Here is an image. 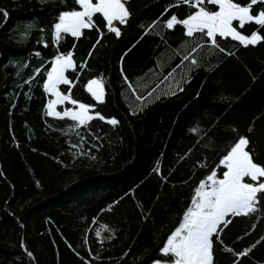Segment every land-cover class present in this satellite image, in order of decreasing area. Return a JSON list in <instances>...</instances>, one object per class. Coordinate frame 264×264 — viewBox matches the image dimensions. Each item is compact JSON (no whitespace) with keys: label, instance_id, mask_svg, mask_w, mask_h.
I'll return each instance as SVG.
<instances>
[{"label":"trees","instance_id":"trees-1","mask_svg":"<svg viewBox=\"0 0 264 264\" xmlns=\"http://www.w3.org/2000/svg\"><path fill=\"white\" fill-rule=\"evenodd\" d=\"M126 7L128 23L114 21L119 38L95 14L96 27L79 38L62 33L57 42L54 25L80 9L77 0H0L8 14L0 13V264L166 260L163 245L196 188L213 171L223 176L220 161L240 138L264 166V41L244 47L217 37L227 50L220 52L199 34L187 37L183 25L167 29L172 15L183 20L196 11L179 0ZM233 26L264 36L254 22ZM69 52L77 67L66 71L73 99L118 125L94 119L76 129L69 118L46 114L47 74L54 57ZM92 78L102 80L104 103L87 91ZM68 87L61 85L64 93ZM226 219L232 222L213 237L214 264H264V210Z\"/></svg>","mask_w":264,"mask_h":264},{"label":"snow or ice","instance_id":"snow-or-ice-1","mask_svg":"<svg viewBox=\"0 0 264 264\" xmlns=\"http://www.w3.org/2000/svg\"><path fill=\"white\" fill-rule=\"evenodd\" d=\"M128 2L129 0H96L93 3V0H77L81 10L62 13L59 16V22L54 25L57 42L62 33L79 38L82 35V29L96 27L93 19L95 14H100L106 21L108 31L119 38L121 28L114 26V21H118L119 25L128 23L132 16L126 7ZM179 2L195 8L196 11L183 20L172 15L165 24L167 29L183 25L187 37L193 38L199 34L220 52L227 50L220 47L217 37L222 39L230 37L244 47L255 46L264 41V36L259 35L258 32H253L248 37L233 26L235 21L238 22L240 29L252 22L264 27V9L256 15L252 14L253 6L264 4V0H249L246 6H241L234 0H179ZM206 3L218 6V10L215 12L207 10ZM0 13L5 17L8 15L3 10H0ZM196 51V48L191 50L192 54ZM183 59L192 66L199 63L194 56L185 55ZM83 66L87 67V64ZM69 69L77 70L72 52L61 53L54 57L44 88L55 99L48 103L46 114L55 115L61 119L69 118L74 122L76 129L88 128L94 119L105 121L112 126L118 125L119 121L115 118H106L96 111L95 105H86L73 99L71 89L75 85L65 74ZM61 85L69 86L66 94L60 90ZM129 87L131 88L132 85L129 84ZM86 88L98 103L105 102L102 80L92 79L87 83ZM180 90L183 91V88L181 87ZM133 91L135 92L134 89ZM153 91L154 89L149 91L148 95L151 96ZM136 98L143 99L139 95ZM65 102L73 107L65 108L62 112L56 111V106ZM80 139L83 141L85 137L81 136ZM249 144L248 138H240L222 158L221 164L227 169L223 172L222 179H218L217 173L213 171L207 176L206 181L200 182L195 190L191 206L183 216V222L172 232L162 248V256L168 259L158 260L155 264H214L213 237L219 239L222 232L220 226L222 224L227 226L232 222L226 217H247L264 210L262 207L264 206V166L254 162L252 151L248 150ZM71 147L80 148L81 145L72 144ZM246 178L249 182H246ZM97 235L99 236L100 233ZM255 246L254 244L247 250L237 253V258L247 256ZM25 251L28 257L33 256L31 251L27 249ZM229 251L233 250L229 249Z\"/></svg>","mask_w":264,"mask_h":264},{"label":"rangeland","instance_id":"rangeland-1","mask_svg":"<svg viewBox=\"0 0 264 264\" xmlns=\"http://www.w3.org/2000/svg\"><path fill=\"white\" fill-rule=\"evenodd\" d=\"M95 2H96V0L93 1V3H95ZM79 10H81V9H79ZM192 14H193V13H192ZM188 17H189V16H188ZM58 22H59V21H58ZM185 30H186V29H185ZM54 35H55V37H56L55 29H54ZM249 37H250V36H249ZM66 54H67V53H66ZM52 63H53V62H52ZM51 67H52V65H51ZM50 70H51V68H50ZM50 70H49V71H50ZM65 74H66V73H65ZM92 79H98V78H92ZM92 79H91V80H92ZM46 80H47V79H46ZM89 81H90V80H89ZM89 81H88V82H89ZM45 83H46V81H45ZM60 90L63 92V90L61 89V86H60ZM45 92H46V94H47V105H48V103H49L51 100L55 99V97H54L53 95L49 94L46 90H45ZM65 94H66V93H65ZM90 94H91V93H90ZM66 103H67V102H65V103L62 104V105H57V106H56V111H59V107H60V106L63 107V110H64L65 108H72V107H73L72 105H70V106H66ZM61 112H62V111H61ZM237 142H238V141H237ZM233 146H234V145H233ZM221 161H222V160H221ZM221 161H220V164H221ZM221 165H222V164H221ZM226 170H227V169H226ZM226 170H225V171H226ZM217 178H218V179H222L223 176H222L221 178H219V177H217ZM206 179H207V178H206ZM205 181H206V180H205ZM179 226H180V225H179ZM179 226H178V227H179ZM178 227H177V228H178ZM169 237H170V236H169ZM169 237H168V238H169ZM166 242H167V240H166ZM166 242H165V244L163 245V247L166 245ZM155 262H156V261H153V264H155Z\"/></svg>","mask_w":264,"mask_h":264},{"label":"crops","instance_id":"crops-1","mask_svg":"<svg viewBox=\"0 0 264 264\" xmlns=\"http://www.w3.org/2000/svg\"><path fill=\"white\" fill-rule=\"evenodd\" d=\"M151 264H153V262Z\"/></svg>","mask_w":264,"mask_h":264}]
</instances>
